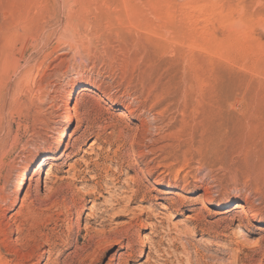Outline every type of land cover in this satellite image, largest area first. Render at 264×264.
<instances>
[{
  "label": "rangeland",
  "instance_id": "obj_1",
  "mask_svg": "<svg viewBox=\"0 0 264 264\" xmlns=\"http://www.w3.org/2000/svg\"><path fill=\"white\" fill-rule=\"evenodd\" d=\"M72 262L264 264V0H0V264Z\"/></svg>",
  "mask_w": 264,
  "mask_h": 264
},
{
  "label": "bare ground",
  "instance_id": "obj_2",
  "mask_svg": "<svg viewBox=\"0 0 264 264\" xmlns=\"http://www.w3.org/2000/svg\"><path fill=\"white\" fill-rule=\"evenodd\" d=\"M76 85H74V86H72L71 87V89H70V91H69V93H68V96H67V100H69L70 99V96L72 95V93L74 92V90L76 89ZM120 117H126V113L125 112H123V111H121L120 112ZM71 115H70V112H68V114H67V116H66V121H65V124H64V128L62 129V131H61V133H60V135H59V141L61 140V138H62V136L65 134V131L69 128L68 126L70 125V122H71ZM22 180L24 179V176H22V178H21ZM20 188V187H19ZM18 190H20V189H18ZM20 192V191H19ZM77 205H79V203L77 204ZM238 207V206H237ZM239 208V207H238ZM74 209V208H73ZM241 213L243 214V215H246L247 213H246V211L245 210H242L241 211ZM98 221V220H97ZM19 234V233H18ZM21 234H23L22 232H21ZM103 234V233H102ZM104 235V234H103ZM110 235H111V233H107L106 235H104V238L103 237H101L102 239H100V238H98V240L96 241V242H93V240H91L89 243L87 242V244H85V245H83L81 248H80V250L82 251V248H84V247H86V246H89V248H91V247H95V246H100L101 244H103L107 239L106 238H108V239H110L111 237H110ZM112 236V235H111ZM192 236H194V235H192ZM93 238V237H92ZM70 245V244H69ZM77 245V244H76ZM76 245L73 247V253H76V252H78L79 251V248H77L76 247ZM71 246V245H70ZM31 248V247H30ZM33 249H30L31 250V252H30V255H29V258L30 259H33L35 256H36V251L38 250V247L37 246H33L32 247ZM143 257H144V255H143ZM76 262H72L71 264H75Z\"/></svg>",
  "mask_w": 264,
  "mask_h": 264
}]
</instances>
